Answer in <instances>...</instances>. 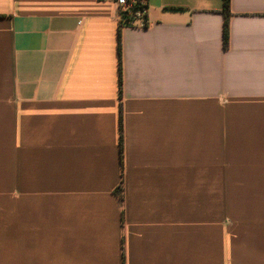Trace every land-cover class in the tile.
<instances>
[{"label":"crops","instance_id":"obj_1","mask_svg":"<svg viewBox=\"0 0 264 264\" xmlns=\"http://www.w3.org/2000/svg\"><path fill=\"white\" fill-rule=\"evenodd\" d=\"M222 8L0 0V264H264V0Z\"/></svg>","mask_w":264,"mask_h":264},{"label":"built area","instance_id":"obj_2","mask_svg":"<svg viewBox=\"0 0 264 264\" xmlns=\"http://www.w3.org/2000/svg\"><path fill=\"white\" fill-rule=\"evenodd\" d=\"M118 13L119 28H145L147 21V0H113Z\"/></svg>","mask_w":264,"mask_h":264},{"label":"trees","instance_id":"obj_3","mask_svg":"<svg viewBox=\"0 0 264 264\" xmlns=\"http://www.w3.org/2000/svg\"><path fill=\"white\" fill-rule=\"evenodd\" d=\"M230 4L231 0H223V8L222 12L224 14V25H223V46L224 48H227L229 45V37H230ZM118 55H119V85L121 87L122 84V67H121V38L120 34H118ZM121 90V89H120ZM121 137H120V145H121V159L123 155V134H122V117H121ZM122 163V160H121ZM116 194L120 198V200L123 202V188L122 184L116 189Z\"/></svg>","mask_w":264,"mask_h":264},{"label":"rangeland","instance_id":"obj_4","mask_svg":"<svg viewBox=\"0 0 264 264\" xmlns=\"http://www.w3.org/2000/svg\"><path fill=\"white\" fill-rule=\"evenodd\" d=\"M223 190H218V204H217V213H218V225H221L223 228V215H224V204H223Z\"/></svg>","mask_w":264,"mask_h":264}]
</instances>
